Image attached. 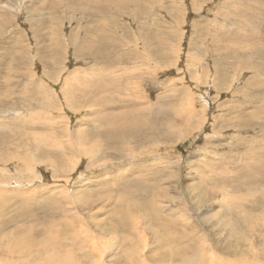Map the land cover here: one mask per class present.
<instances>
[{"label":"rangeland","instance_id":"rangeland-1","mask_svg":"<svg viewBox=\"0 0 264 264\" xmlns=\"http://www.w3.org/2000/svg\"><path fill=\"white\" fill-rule=\"evenodd\" d=\"M16 4L0 0V181L34 189L0 199L2 259L60 234L92 254L69 264H140L166 249L151 233L141 255L133 220L159 216L185 236L170 250L194 242L186 264H264V0Z\"/></svg>","mask_w":264,"mask_h":264},{"label":"bare ground","instance_id":"bare-ground-1","mask_svg":"<svg viewBox=\"0 0 264 264\" xmlns=\"http://www.w3.org/2000/svg\"><path fill=\"white\" fill-rule=\"evenodd\" d=\"M21 0H14L15 2V7H17V4L16 3H20ZM86 1V0H85ZM94 1V0H92ZM53 3V2H52ZM19 8V7H17ZM69 8V7H68ZM94 32L96 33H93L94 37L96 38V41L98 43H106V42H109L111 45L112 43H119L118 41V37H115V36H112L111 33L109 32V30L107 29V27H103L102 22L100 21H95L94 22ZM92 26V24L90 25ZM98 26V27H97ZM60 27V26H59ZM86 29L91 32V27H86ZM111 30V29H110ZM112 33H117V32H113ZM73 34V32L71 33ZM75 34V32H74ZM110 34V35H109ZM58 39H60V37L58 36H55V39L54 41H57ZM54 51L57 50V47H56V43L54 42ZM60 54L58 52L54 53V56H59ZM117 85V84H116ZM90 88V87H89ZM263 99V98H262ZM50 117V116H49ZM232 122V121H231ZM39 123V122H38ZM40 124V123H39ZM38 125V124H37ZM48 126V125H47ZM54 126V125H52ZM51 126V127H52ZM50 127V126H49ZM37 128V127H36ZM47 128V127H46ZM55 129V128H54ZM115 129V128H114ZM112 129V130H114ZM80 129H78L77 131H79ZM82 130V129H81ZM75 131V132H77ZM115 131V130H114ZM70 136V135H69ZM79 137V136H78ZM38 141H37V145H43L45 144L44 142L45 139L44 137L41 135H38ZM58 138V137H56ZM70 138V137H69ZM35 139V138H34ZM53 139V138H52ZM36 140V139H35ZM47 140V139H46ZM54 141V140H53ZM43 142V144L41 143ZM52 142V141H51ZM62 142V141H61ZM63 143V142H62ZM74 143V142H73ZM80 143H84V140H80ZM48 144V143H47ZM56 145V144H55ZM60 146V145H59ZM58 146V147H59ZM62 146V145H61ZM79 146V145H78ZM48 147V146H47ZM57 147V148H58ZM37 148V146H36ZM50 148V147H49ZM40 149V148H39ZM78 150V149H76ZM84 153H85V150L83 149ZM252 154V153H251ZM254 157V156H253ZM260 158V156L258 157ZM257 158V159H258ZM263 159V158H262ZM255 160V159H254ZM259 160V159H258ZM248 163V162H247ZM243 164V163H242ZM248 165V164H247ZM0 179H3V178H0ZM37 179H40V178H37ZM31 182L29 183H33L34 181L33 180H30ZM31 184L27 185L26 183H24L23 181H19V182H15L14 180V185H12V182L10 181H6V183H2L0 181V199L3 198L4 196H6L5 194L7 195H10L9 198L11 197V195H16V198L17 196L18 197H22L23 195V192L20 191V190H23V189H28V192L29 191H32L33 189L30 188ZM35 186V185H34ZM39 186V185H38ZM27 194V193H26ZM29 194V193H28ZM2 196V197H1ZM31 196V194H30ZM29 196V197H30ZM33 196V195H32ZM121 196V195H120ZM28 197V198H29ZM5 198V197H4ZM28 198H23L25 200H28ZM14 200V198H12ZM32 200H34V198H31ZM161 204H164V203H161ZM160 204V202H156L154 204L155 208H157V211L162 214L163 213V210H162V205ZM45 206V205H44ZM138 206V205H137ZM67 209V208H66ZM82 209V208H81ZM93 209V206L90 207V210ZM168 209V208H167ZM83 210V209H82ZM70 212H72V214L74 212L79 213V210L76 209L75 207L74 208H70L69 209ZM84 212V211H83ZM170 214H171V211H170ZM175 214L177 215V217L175 218H181V222L178 224L179 226H181V230L183 232H188L189 234L187 235L189 238L191 237L190 234L192 235L193 233H196L195 232V229L192 227L193 226V222L190 218H184L182 217L181 215V212L179 211H176ZM141 215V214H140ZM144 215V214H143ZM148 216V214H147ZM146 217V216H145ZM188 217V216H187ZM70 221L72 219H69ZM152 220L153 221H156V222H171V223H166V224H163L161 225L162 227H159L161 228L160 230L156 227L157 224H155V227L153 231H151L150 229V226L151 225H147L146 227V224L147 222H151L152 223ZM150 219V218H145L143 219L141 216L137 219V220H133V221H136V223L132 224V229L129 233L132 234V235H140L141 238L143 239L142 240V252H140V254H145L149 248H151L149 246V241H150V235L151 233H154L156 234L158 237L157 238H151V243L153 247H155L156 245L160 248H164V250L166 251H160L157 255L156 253L152 256H145L142 260H141V263L140 264H186V258H185V255L187 252H189V249L192 248L194 246V242H189L188 244L186 243L183 247V244H179L181 246L178 245L177 248V251L176 252H173L172 250H170L169 248L171 247V245L173 243H177L178 239L179 240H182L184 239V233L180 234V233H176L174 234L173 236L169 235L168 233L171 232L172 230H170V227H172V224H173V221L172 219H163L161 217H155L153 219ZM66 222V221H65ZM260 222L261 223H264V212L262 213V217L260 219ZM44 223V222H43ZM39 224V223H38ZM92 226L94 228H99L97 231L96 229L94 230L93 229V232L94 233H97V234H100L101 236L104 235V233H108L107 232V229H106V226H99L101 225L100 223L97 222H92ZM142 224V225H141ZM99 226V227H98ZM149 226V227H148ZM179 228V227H178ZM184 228V229H183ZM16 229V228H15ZM27 229V228H26ZM85 229H83L84 231ZM105 230V231H104ZM14 231V230H13ZM251 231V230H250ZM159 232H162L163 234L159 233ZM17 233H21V232H17ZM23 233V232H22ZM60 233V232H59ZM25 234V233H24ZM168 234V235H167ZM178 234V235H177ZM202 234V233H201ZM203 235V234H202ZM186 236V237H187ZM80 239V237L78 238ZM77 239V240H78ZM153 239V240H152ZM192 239V238H191ZM190 239V240H191ZM33 240V239H32ZM75 238H69L68 236L67 237H64L63 235H58V236H53L51 238H46L45 241H43V243H41V245H36V247H38V249H30L28 252L24 251L26 254H25V260L26 262H28V264H31V262L33 264H43V262L47 263V264H69L68 262L70 261L71 258H75L77 260H80L81 263L82 262H88V260H91V252L89 251V253L85 254L83 251L87 249V246H85V241L83 239H81V241H77ZM9 241L12 242L11 239H9ZM16 242H19V241H16ZM181 242V241H180ZM179 242V243H180ZM204 242V241H203ZM36 243V241H35ZM207 244V243H205ZM31 246V245H29ZM209 246V245H208ZM83 247L81 250H79V248ZM41 248V249H40ZM148 248V249H147ZM206 248V247H205ZM210 248V247H209ZM140 249V248H138ZM161 249V250H162ZM39 250H42L43 253L40 254V251ZM79 250V251H78ZM139 251L141 250H138V253ZM207 251H211V250H208ZM14 251H12L11 253H13ZM83 252V253H82ZM177 253V255L172 258L175 254ZM211 253V252H210ZM1 256H0V264H3L7 259L9 260L8 261V264H13V261L15 259V256L12 257V260H11V256L10 254H8L7 258L5 259H2L3 256H4V253L1 252ZM40 254V255H39ZM45 254H46V257H45ZM78 254H81V255H78ZM141 254V255H142ZM223 254H230V253H223ZM13 255V254H12ZM210 256V255H209ZM212 256V255H211ZM210 256V257H211ZM22 257V256H21ZM228 257V256H227ZM166 258H168V261L166 260ZM232 258V257H231ZM127 259V258H125ZM162 260H165L167 262H161ZM17 261V260H16ZM75 263H77L76 261H74ZM102 262V261H101ZM101 262L99 263H95V264H100ZM213 262H217V263H220L221 262V259L219 260V256L218 254H215L213 255V257L211 258V261L210 263H207V264H213ZM15 263V262H14ZM24 264V263H23ZM191 264H202V260L199 256L195 255L192 260H191Z\"/></svg>","mask_w":264,"mask_h":264}]
</instances>
